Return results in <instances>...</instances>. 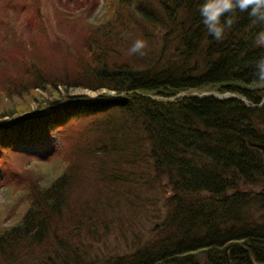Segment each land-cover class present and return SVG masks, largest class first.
<instances>
[{
  "label": "trees",
  "instance_id": "1",
  "mask_svg": "<svg viewBox=\"0 0 264 264\" xmlns=\"http://www.w3.org/2000/svg\"><path fill=\"white\" fill-rule=\"evenodd\" d=\"M85 1L102 18L90 24L71 74L60 78L33 54L16 74L22 80L5 86L10 98L50 90L48 99H35V110L16 105L0 114V151L22 154L29 142L40 149L52 128L67 132L62 147L42 149L44 163L60 153L59 172L29 190L20 219L0 230V264H264V87L251 82L264 56V25L237 11L217 41L201 23L202 0ZM12 27L0 18V32ZM138 38L147 41L146 54L129 55ZM1 61L7 65V56ZM58 85L62 95H54ZM70 87L112 94L75 96L66 93ZM80 166L91 168L111 197L118 192L137 208L147 202L141 189L166 193L163 213L129 232V251L81 246L83 230L99 223L110 229L102 214L112 199L95 196L83 209L70 204ZM59 219L70 220L67 231ZM131 226L121 227L125 240ZM52 235L54 243L34 259L20 249Z\"/></svg>",
  "mask_w": 264,
  "mask_h": 264
},
{
  "label": "rangeland",
  "instance_id": "2",
  "mask_svg": "<svg viewBox=\"0 0 264 264\" xmlns=\"http://www.w3.org/2000/svg\"><path fill=\"white\" fill-rule=\"evenodd\" d=\"M12 5H14L13 11L8 10L6 6ZM95 7L93 3L85 0H0V18H6L13 26L0 32V114L6 111L7 107L16 105L22 110H35L39 103L35 100L36 98L48 99L46 91L50 88L47 90L37 88L30 90L29 94H17L12 98L7 94L6 84L13 79L22 80L16 74L31 62L33 54L43 56L46 64L48 63L53 68L51 72L53 71L60 78L63 79L71 74L70 70L77 66V57L84 45V37L88 33L90 24H97L102 18V10ZM8 12L11 14L9 17H7ZM2 33H8L5 39L3 38L6 35L4 36ZM3 56H7V65L4 66L1 65ZM14 60L16 66H21L18 70L8 65ZM64 91V87L58 85L54 95L57 93L62 95ZM66 93L75 96L95 94L94 91L75 87H70ZM65 130L64 133L67 132ZM64 133L61 132V129L52 128L45 136V142L40 149L36 142H29V144L22 145V150H20L23 152L22 154L9 153L7 156L5 152L0 151V230L20 219L31 199L29 190L34 188L37 190L43 183L49 181L51 176L59 172L58 165L61 161L57 158L60 153L51 161L48 160L49 162L44 163L40 160H44V151L47 152L55 146V149L62 147L61 134ZM6 156L7 158H5ZM80 163L84 166V158ZM34 165H38L40 168H36ZM82 168L83 170L78 167L81 177L71 192L70 204L75 202L76 205H73L75 208L83 209L85 202H90L95 196L110 197L112 204L108 201L104 214H102L106 222L111 224L110 229L105 230L99 223L97 229L83 230L80 234L81 246L85 250L88 246L89 248L92 246V249L97 246L96 249H104L107 254L113 253V249L117 252L115 254L129 251V239L132 235L129 232H139L138 230L142 229V226L148 228L150 222L163 213V198L166 193L160 189V186L156 188V191H149V193L141 189L139 191L140 201L147 202L139 204L137 208L134 201L124 198L118 192L115 194L116 197H111L109 188L99 181L96 173L91 168ZM8 185H12L11 189H8ZM26 187L29 188L25 189ZM10 190L12 193L9 196L6 195ZM14 192H18V199L15 198L18 195ZM102 205H105V202ZM76 214L81 215L78 211ZM96 215L98 214L96 213ZM67 218H70L69 215ZM129 221L132 226L124 230L128 231V234L124 235L127 237L125 240L120 231L121 227L126 226ZM57 222L61 226V230L67 231L65 229L69 226L70 220L59 219ZM73 228H75L74 225ZM55 240V236L52 235L41 245L23 244L20 249H25V252L27 250L34 259L33 254H38L41 249H46L45 247L54 243Z\"/></svg>",
  "mask_w": 264,
  "mask_h": 264
},
{
  "label": "clouds",
  "instance_id": "3",
  "mask_svg": "<svg viewBox=\"0 0 264 264\" xmlns=\"http://www.w3.org/2000/svg\"><path fill=\"white\" fill-rule=\"evenodd\" d=\"M198 11L207 33L217 41L223 40L226 31L232 28L237 11L247 13L254 23L264 25V0H202ZM260 35L264 36V32ZM258 43L264 45V41ZM147 47V41L138 38L129 48V55L144 56ZM251 82L264 87V56L255 62Z\"/></svg>",
  "mask_w": 264,
  "mask_h": 264
},
{
  "label": "bare ground",
  "instance_id": "4",
  "mask_svg": "<svg viewBox=\"0 0 264 264\" xmlns=\"http://www.w3.org/2000/svg\"><path fill=\"white\" fill-rule=\"evenodd\" d=\"M264 101H262L261 103H260V105L263 103Z\"/></svg>",
  "mask_w": 264,
  "mask_h": 264
}]
</instances>
